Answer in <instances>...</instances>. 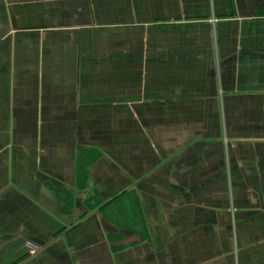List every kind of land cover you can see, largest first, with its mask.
<instances>
[{"label": "crops", "instance_id": "1", "mask_svg": "<svg viewBox=\"0 0 264 264\" xmlns=\"http://www.w3.org/2000/svg\"><path fill=\"white\" fill-rule=\"evenodd\" d=\"M0 264H264V0H0Z\"/></svg>", "mask_w": 264, "mask_h": 264}, {"label": "rangeland", "instance_id": "2", "mask_svg": "<svg viewBox=\"0 0 264 264\" xmlns=\"http://www.w3.org/2000/svg\"><path fill=\"white\" fill-rule=\"evenodd\" d=\"M29 249H30L31 255H35V254H37V252H39V248H37L35 246H29Z\"/></svg>", "mask_w": 264, "mask_h": 264}]
</instances>
